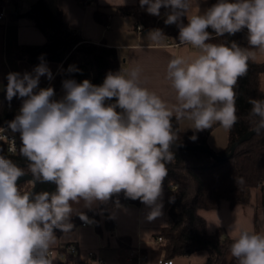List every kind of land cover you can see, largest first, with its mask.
<instances>
[{"label": "clouds", "instance_id": "obj_1", "mask_svg": "<svg viewBox=\"0 0 264 264\" xmlns=\"http://www.w3.org/2000/svg\"><path fill=\"white\" fill-rule=\"evenodd\" d=\"M139 3L154 16L160 15L162 7L169 9L164 23L178 26L180 45L197 50L167 63L174 104L142 86L138 67L126 74L109 72L99 86L87 79L64 80L59 100L53 99L52 87L37 91L41 76L52 79L46 63L36 66L34 74L7 75V100L23 98L7 128L20 133L19 154L28 161L33 177L28 184L34 188L36 182H50L56 191H21L17 181L25 170L0 155V264H53L52 247L58 241L54 230L72 231V203L81 200L88 206L123 191L151 209L149 221L156 219L162 215L166 165L174 160L170 150L177 140L173 119L191 121L197 132L217 123L231 131L238 122L237 81L247 74L249 62L256 63L257 54L264 53V0H217L203 14L199 9L192 11L191 0ZM185 16L187 24L181 19ZM244 28L251 48L236 42H208L213 33L222 37ZM163 37L160 29L148 33L153 42ZM248 103L251 130L260 135L264 99L250 98ZM237 184L243 185L244 179H237ZM80 219L88 218L81 213ZM230 253L237 264H264V233L240 229Z\"/></svg>", "mask_w": 264, "mask_h": 264}, {"label": "trees", "instance_id": "obj_2", "mask_svg": "<svg viewBox=\"0 0 264 264\" xmlns=\"http://www.w3.org/2000/svg\"><path fill=\"white\" fill-rule=\"evenodd\" d=\"M14 2V0H0V4ZM217 0H211L210 7ZM167 11L166 8H164ZM116 14L119 16H134L137 19H146L136 6L118 7ZM32 25L37 27L46 36L47 42L44 45H22L19 47L16 58L19 61H26L33 71L39 64L55 62L61 66L54 88L59 91L63 89L62 82L74 79L77 83L87 79L94 85H102L109 72L116 73L122 68L118 50L107 44H97L86 40L80 31L70 27L60 11H53L46 0H38L29 10L22 15ZM98 22L107 26L109 16L96 12ZM166 17L153 20L155 29H160L164 37L161 40H170L180 44L179 28L176 24L166 25ZM182 22L187 24V17H182ZM208 31L211 33L212 29ZM248 30L246 28L234 35L225 34L222 37H215L208 42L226 43L236 42L241 48H248ZM70 66L74 70L70 71ZM264 71V64L249 62V69L245 76L237 81L235 91L237 92V115L238 122L228 131L229 144L226 150L218 154L230 152L232 145L241 137L251 132V122L248 113L251 105L248 100L264 99V92L260 88V75ZM115 102V98L113 101ZM23 98L13 97L8 101L5 97L0 101V129L7 126L18 114L22 106ZM182 121V120H181ZM181 121L173 119V127L177 133L175 141L181 145L198 146L208 148V136L220 126L215 124L211 129L203 131H182ZM19 148L21 147L20 133L18 132ZM196 136L195 140L191 137ZM174 160L168 163V175L165 177L162 189L175 190V198L168 209L170 224L165 226L156 239L162 238L160 248L167 259L190 256L196 252L207 251L209 253L206 264H222L226 254L230 251L233 242L225 229L218 228L214 233L208 231L206 219L200 215V210H217L222 202L227 201L231 206L246 205L249 203L251 190L260 186L264 181V132L260 135H252L245 142L240 144L234 154L226 161L219 162L210 155L172 147ZM0 155L13 160L18 167L25 170L26 174L32 177L27 169L28 161L18 153L10 154L5 144L0 145ZM244 179V184H237V179ZM26 180L20 184L21 191H30L31 185ZM56 185L50 182H38L36 193L47 191L52 193ZM127 204L139 205L140 200H133L126 197L125 193L113 194L107 201H101L99 207L80 212L70 217L74 225L72 230L82 226L85 221L80 219V214L91 217L94 220L98 232L101 231L100 210L105 213L106 223L113 228V222L109 216L111 209ZM56 234H63L55 229ZM120 249L126 250L131 246L128 237H120ZM233 260L231 264H236Z\"/></svg>", "mask_w": 264, "mask_h": 264}, {"label": "crops", "instance_id": "obj_3", "mask_svg": "<svg viewBox=\"0 0 264 264\" xmlns=\"http://www.w3.org/2000/svg\"><path fill=\"white\" fill-rule=\"evenodd\" d=\"M38 0H14L6 3L8 18L0 21V101L6 97L7 75L11 72L34 74L33 67L26 61L16 58L18 49L22 45H44L46 36L37 27L32 25L22 15ZM51 9L60 11L65 21L71 28L81 32L83 37L91 42L107 44L118 50L122 68L126 73L132 68H139L141 84L150 91L156 92L169 104L175 103L174 92L170 82L166 79V66L170 59L179 55H191L197 50L191 45H176L162 47L165 40L153 42L148 38V33L155 29L153 20L167 16L170 11L162 7L160 15L148 14L147 6L141 8L139 0H95V5H85L82 0H46ZM192 11L199 9L203 14L211 5V0H191ZM136 6L146 19H137L134 16H119L116 14L118 7ZM109 16V24L101 25L96 19V12ZM142 26V30H138ZM248 48L251 46L248 44ZM257 63L264 64V53L257 54ZM52 73V79L41 76L38 89L52 87L55 91L53 99L59 100L64 95V90L57 91L54 88L56 76L61 66L55 62L46 63ZM260 88L264 92V71L260 75ZM188 121L184 119L180 123L182 131H195L193 128H185ZM219 127V126H218ZM216 127L215 129L217 130ZM208 136V145L216 153L223 152L229 144L228 132L220 144L214 142V132ZM170 198H175V190H163L160 202L163 204L162 215L154 220L147 219L150 208L140 201L139 205L127 204L110 210L109 216L113 222V228L106 223L105 213L100 210L101 231L98 232L94 220L88 217L86 226H79L72 230L71 242H59L53 248H59L69 243H76L83 256L90 250L96 251L102 256L106 264H124L123 255L126 250L120 249V237H128L131 241L130 248L141 250L146 256L142 264H160L167 261L160 243L155 238L160 231L170 224L168 209L171 206ZM99 200L86 206L81 200L72 203L74 216L88 209L97 208ZM208 225V231L214 233L218 228H223L234 239L240 229L264 233V192L260 186L251 190L249 203L246 205L231 206L227 201L222 202L217 210H200ZM70 216V217H71ZM65 241V240H64ZM209 253L207 251L196 252L190 256L173 258L174 264H206ZM235 260L230 251L226 254L222 264H231ZM237 264V263H236Z\"/></svg>", "mask_w": 264, "mask_h": 264}, {"label": "built area", "instance_id": "obj_4", "mask_svg": "<svg viewBox=\"0 0 264 264\" xmlns=\"http://www.w3.org/2000/svg\"><path fill=\"white\" fill-rule=\"evenodd\" d=\"M24 1V0H19ZM85 5H95V0H82ZM8 18L7 14V5L0 4V21H5ZM138 30H142V26L137 27ZM177 43H174L170 40H166L165 43H162V47L176 46ZM119 71L126 74V69L121 68ZM4 129V131H3ZM18 132L13 133L10 129L3 127L0 129V145L5 144L8 152L10 154H16L19 151V142H18ZM14 142V144H13ZM13 147L16 149L12 151ZM260 188L264 192V181L260 184ZM86 221L83 223V226H86ZM158 242H162V238L159 237ZM52 257L53 264H106L105 259L99 255L98 252L90 250L86 253L85 256L82 255L81 249L76 243H69L59 248L52 247ZM146 260L145 254L141 250L136 249H126L123 255L124 264H142ZM160 264H174L172 259L167 261H160Z\"/></svg>", "mask_w": 264, "mask_h": 264}, {"label": "water", "instance_id": "obj_5", "mask_svg": "<svg viewBox=\"0 0 264 264\" xmlns=\"http://www.w3.org/2000/svg\"><path fill=\"white\" fill-rule=\"evenodd\" d=\"M255 132L251 131L249 133H247L246 135H244L243 137H241L237 142H235L232 147L230 152L225 153V154H218L214 151H212L210 148L203 146V145H198V146H188V145H181L178 144L176 142L173 143L172 147H176V148H181V149H186V150H190V151H197V152H203L206 153L208 155H210L212 158H214L215 160L219 161V162H224L226 161L230 156H232L236 150V148L242 144L243 142H245L248 138H250L252 135H254ZM33 177H31L29 174H25L24 176L20 177L17 181V184H20L26 180H32ZM38 188V182H36L34 188L31 189V191L33 193H36ZM56 191V189L52 192L54 193Z\"/></svg>", "mask_w": 264, "mask_h": 264}, {"label": "rangeland", "instance_id": "obj_6", "mask_svg": "<svg viewBox=\"0 0 264 264\" xmlns=\"http://www.w3.org/2000/svg\"><path fill=\"white\" fill-rule=\"evenodd\" d=\"M183 127H185V128H191L192 127V122H186L184 125H183ZM216 130V129H215ZM227 132L228 131H225L221 126H219L218 128H217V130L214 132V135H213V138H214V142L216 143V144H220L221 142H222V139H224L225 137H226V135H227ZM215 152V151H214ZM32 189V188H31ZM31 191V190H30ZM55 235H56V237H57V243L56 244H58L60 241L61 242H71V239H69L70 238V236H71V234H56L55 233ZM65 240V241H64ZM55 244V245H56ZM55 245H53V246H55ZM108 264H109V262H108Z\"/></svg>", "mask_w": 264, "mask_h": 264}]
</instances>
